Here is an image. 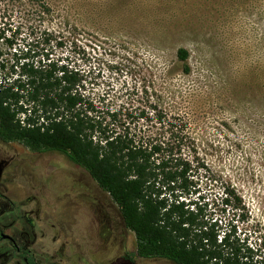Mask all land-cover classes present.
I'll return each mask as SVG.
<instances>
[{
  "label": "rangeland",
  "instance_id": "374dc122",
  "mask_svg": "<svg viewBox=\"0 0 264 264\" xmlns=\"http://www.w3.org/2000/svg\"><path fill=\"white\" fill-rule=\"evenodd\" d=\"M0 21L6 66L26 48H40L41 30H50L54 57L84 70L98 111L144 108L148 121H139L152 131L162 115L186 134L193 198L264 256V0H12L0 3ZM180 47L188 51V71L178 60ZM7 148L0 162L16 151L10 164L37 171L51 228L66 231L50 245L62 239L79 254V243L94 244L95 264H173L136 254L118 206L82 167L57 151ZM227 186L242 197L243 209L223 203Z\"/></svg>",
  "mask_w": 264,
  "mask_h": 264
},
{
  "label": "trees",
  "instance_id": "16d2710c",
  "mask_svg": "<svg viewBox=\"0 0 264 264\" xmlns=\"http://www.w3.org/2000/svg\"><path fill=\"white\" fill-rule=\"evenodd\" d=\"M34 13L41 17L44 10ZM2 27L0 42L6 40ZM52 37L42 29V46L26 48L11 66L0 45V140L37 153L57 151L82 167L118 206L139 257L173 264H264L235 225L222 226L193 198L187 135L162 115L154 121L159 130L152 131L150 123L139 121H148L144 108L139 114L125 104L98 111L84 70L54 57ZM177 57L188 71L187 49L178 48ZM8 67L11 74L3 77ZM223 196L226 206L244 208L234 187H225Z\"/></svg>",
  "mask_w": 264,
  "mask_h": 264
},
{
  "label": "flooded vegetation",
  "instance_id": "af4514ba",
  "mask_svg": "<svg viewBox=\"0 0 264 264\" xmlns=\"http://www.w3.org/2000/svg\"><path fill=\"white\" fill-rule=\"evenodd\" d=\"M10 143L17 144L0 140V149L7 150ZM9 152L10 157L5 154V160L0 162V264H72L69 261L72 256L75 264H95L94 244L83 246L84 242H78L79 254L75 249L69 250L62 239L57 240L58 244L50 245L56 234L65 239L66 231L51 228L49 211L45 208L47 199L39 190L43 184L37 181V171L10 164L18 154ZM20 176L27 183L19 180ZM65 219L62 220L64 226ZM86 239L92 240V236ZM106 264H113V261Z\"/></svg>",
  "mask_w": 264,
  "mask_h": 264
}]
</instances>
